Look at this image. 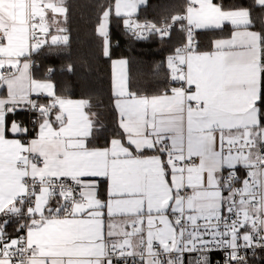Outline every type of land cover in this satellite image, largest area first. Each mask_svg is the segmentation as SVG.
<instances>
[{
    "label": "snow or ice",
    "instance_id": "1",
    "mask_svg": "<svg viewBox=\"0 0 264 264\" xmlns=\"http://www.w3.org/2000/svg\"><path fill=\"white\" fill-rule=\"evenodd\" d=\"M146 3L102 6L103 54L113 15L138 39L179 30L171 86L145 93L115 62V124L101 144L91 101L57 95L30 71L49 36L68 43L52 34L53 23L65 32L66 0H0V264H214L220 252L248 264L264 249V15H253L264 0H185L162 23H141ZM200 29L228 35L203 51Z\"/></svg>",
    "mask_w": 264,
    "mask_h": 264
},
{
    "label": "trees",
    "instance_id": "2",
    "mask_svg": "<svg viewBox=\"0 0 264 264\" xmlns=\"http://www.w3.org/2000/svg\"><path fill=\"white\" fill-rule=\"evenodd\" d=\"M226 9L252 7L253 0H219ZM111 0H66L68 14L63 22L68 43L55 46L46 43L38 52L33 53V75L37 78H51L57 95L88 99L93 111L99 114L104 131L98 133V143H104L103 137L111 136L115 116L112 106L114 93V61L126 57L129 62V74L132 84L139 90L154 94L171 86L167 63L152 68L151 64L159 57L170 54L182 41L184 34L174 30L168 38L158 35L138 40L129 36L123 24V17L113 15L110 23V55L103 54L102 38L97 31L102 6ZM185 0H147L135 16L139 20L161 22L166 17L180 12ZM253 15L260 21L262 15L253 8ZM261 26L257 23V29ZM230 31V26H228ZM201 49L210 50L213 40L228 35V31L203 29L197 31ZM71 66V71L68 67ZM52 69L53 71H49ZM51 73V75H49ZM41 102L46 96L39 97ZM19 119H24L20 115ZM13 223L8 231L14 234ZM214 264H224L222 253L213 254ZM248 264H264V249L247 252Z\"/></svg>",
    "mask_w": 264,
    "mask_h": 264
},
{
    "label": "built area",
    "instance_id": "3",
    "mask_svg": "<svg viewBox=\"0 0 264 264\" xmlns=\"http://www.w3.org/2000/svg\"><path fill=\"white\" fill-rule=\"evenodd\" d=\"M134 18L137 19V20H138L139 22H141V23H143V22H145V21H150V20H139L136 16H134ZM163 21H164V20H162L161 22H158V23H162ZM151 22H155V21H151ZM128 33H129V36H130V37H132V38H134V39H138V38L134 37L129 31H128ZM152 35H156V34L145 33L146 38H147V37H150V36H152ZM138 40H141V39H138ZM184 40H185V37L183 36L182 41L178 44L177 47H180L181 44L184 43ZM194 41H195V43H196V46H197L198 48H200V46H201V41H200V39H199V36H198L197 30H196V32L194 33ZM172 54H173V52H171L170 54H166V55H163V56L159 57L156 61H154V62L151 64V67H152V68H156L157 65H159V64H163V63L167 62V58H168L170 55H172ZM32 61H33L32 64H33V66H34L33 55H32ZM49 75H51V73H50ZM255 250H256V249H255ZM249 251H252V250H249ZM220 253H222L223 256L226 255L225 252H220Z\"/></svg>",
    "mask_w": 264,
    "mask_h": 264
},
{
    "label": "crops",
    "instance_id": "4",
    "mask_svg": "<svg viewBox=\"0 0 264 264\" xmlns=\"http://www.w3.org/2000/svg\"><path fill=\"white\" fill-rule=\"evenodd\" d=\"M143 5H141L140 6V8L142 7ZM139 8V9H140ZM138 9V10H139ZM10 14V13H9ZM61 28H64V24L63 23H61L60 25H59ZM52 28H53V33L52 34H57V35H64V34H66L65 32L64 33H58V32H56L55 31V28H56V24L55 23H53L52 24ZM65 29V28H64ZM109 30H110V26H109ZM200 30H203V29H200ZM198 31V30H197ZM216 39H219V38H216ZM216 39H214L213 40V42L216 40ZM49 40H50V36H49ZM200 50H203V51H208V50H206V49H201V48H199ZM211 50V49H210ZM120 60H126L127 62H128V59L126 58V57H121V58H117V59H115V61H114V83H115V79H116V76H117V73H118V71H119V65L117 64V63H115V62H117V61H120ZM33 62V61H32ZM33 68H34V66H33V64H32V67H31V75L33 76V78H35V79H38V80H48V81H50V82H52L53 84H54V82L52 81V79L51 78H49V77H47V78H37V77H34V75H33ZM125 71L127 72V74H128V76H129V78H130V74H129V62L127 63V67H126V69H125ZM55 86V85H54ZM56 91V90H55ZM0 94H2V93H0ZM68 98V97H67ZM70 99H73V100H78V98H70Z\"/></svg>",
    "mask_w": 264,
    "mask_h": 264
},
{
    "label": "rangeland",
    "instance_id": "5",
    "mask_svg": "<svg viewBox=\"0 0 264 264\" xmlns=\"http://www.w3.org/2000/svg\"><path fill=\"white\" fill-rule=\"evenodd\" d=\"M200 39V38H199Z\"/></svg>",
    "mask_w": 264,
    "mask_h": 264
}]
</instances>
